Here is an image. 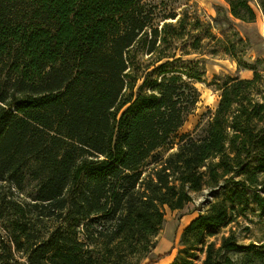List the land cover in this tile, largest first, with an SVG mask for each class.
Returning a JSON list of instances; mask_svg holds the SVG:
<instances>
[{
	"label": "trees",
	"instance_id": "16d2710c",
	"mask_svg": "<svg viewBox=\"0 0 264 264\" xmlns=\"http://www.w3.org/2000/svg\"><path fill=\"white\" fill-rule=\"evenodd\" d=\"M179 1L0 0V183L16 191L0 195V264H140L166 207L205 186L170 264H235L239 249L264 263L233 231L209 239L251 204L264 213L263 75L245 36ZM226 1L256 20L251 0ZM221 52L253 76L225 80L200 133L179 134Z\"/></svg>",
	"mask_w": 264,
	"mask_h": 264
},
{
	"label": "rangeland",
	"instance_id": "374dc122",
	"mask_svg": "<svg viewBox=\"0 0 264 264\" xmlns=\"http://www.w3.org/2000/svg\"><path fill=\"white\" fill-rule=\"evenodd\" d=\"M193 2L197 3L203 18L210 20L212 17L217 18L220 21L218 26H222L225 32L238 30L249 40V47L242 59L245 62L255 63L263 75L264 81V14L259 7V0L250 1L257 15L253 22L234 18L229 12V4L226 0H190V4ZM179 3L181 5V0ZM213 32L221 35L220 29L214 28ZM138 56L143 65L148 62L149 55L146 53V49H140ZM205 58V75L201 81L196 82L201 94L200 101L195 111L188 116L186 122L179 129V134L191 132L197 135L200 133L201 127H197V125L205 123L208 119V111L217 107L221 97L220 87L225 80L235 76L251 78L254 74L251 68L239 67L236 59L223 52L216 55L206 54ZM262 90H264V82ZM13 189L6 183H0V195L9 196L11 192H16ZM215 192L216 189L205 186L201 191L193 194V200L184 209L173 211L166 207L165 222L157 236V245L140 264H170L180 248V238L184 228L199 215L201 209L202 212L206 211L208 207L206 202L212 200V195ZM23 198L19 197V199ZM197 208L201 209L196 210ZM231 231L235 233L237 242L241 246L255 244L260 250H264V213H261L255 204H251L246 213L234 221L221 225L215 235L209 239L219 245L222 237L230 234ZM227 254L234 259L235 264H264L260 261H247L245 251L242 249L227 251Z\"/></svg>",
	"mask_w": 264,
	"mask_h": 264
}]
</instances>
